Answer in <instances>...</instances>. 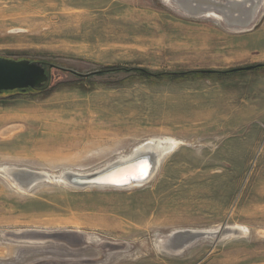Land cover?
<instances>
[{
	"label": "rangeland",
	"instance_id": "rangeland-1",
	"mask_svg": "<svg viewBox=\"0 0 264 264\" xmlns=\"http://www.w3.org/2000/svg\"><path fill=\"white\" fill-rule=\"evenodd\" d=\"M215 1L0 0V57L48 76L0 92V264H264V67L176 74L264 64V0ZM153 138L144 182H75Z\"/></svg>",
	"mask_w": 264,
	"mask_h": 264
},
{
	"label": "water",
	"instance_id": "water-1",
	"mask_svg": "<svg viewBox=\"0 0 264 264\" xmlns=\"http://www.w3.org/2000/svg\"><path fill=\"white\" fill-rule=\"evenodd\" d=\"M257 65H246L241 67H235L229 70L231 72L252 70ZM209 71L210 70H207V72ZM47 78L48 76L46 74L45 67L41 62L30 61L26 59L13 60L0 57V91L39 88L44 84ZM145 164L150 168V174L147 177H144L143 175V166H145ZM153 168V156L151 154H144L130 158L125 161L115 163L110 167L101 170V173L99 172V175H97V172L92 176L79 178L75 180V182L80 184L93 183L96 185L103 186L124 187L133 183L144 182L152 174ZM119 173L123 174V179H121V181H115L114 176ZM20 174L21 172L15 171V175ZM104 176H112V178L110 180H99L101 177ZM219 231L212 232V234H218ZM221 231H223V234L235 232L230 227H224L223 229H221ZM207 234L208 232L206 231H180L179 233H175L172 235V237L176 235L177 238L180 237V242L176 244H169L168 247L170 250L173 251L181 250L190 241H193Z\"/></svg>",
	"mask_w": 264,
	"mask_h": 264
},
{
	"label": "bare ground",
	"instance_id": "bare-ground-1",
	"mask_svg": "<svg viewBox=\"0 0 264 264\" xmlns=\"http://www.w3.org/2000/svg\"><path fill=\"white\" fill-rule=\"evenodd\" d=\"M245 0H230V1H228V3L230 4V6H232L233 7V9H235L234 11L235 12H237L236 14H240L242 11H244V10H247V7H246V3L244 2ZM198 2H200L201 4H205V5H207V6H218L219 8H220V5H221V3H219L218 1L216 2L215 0H198ZM225 3V2H224ZM228 3H227V5H228ZM229 6V7H230ZM228 7V6H227ZM215 8V7H214ZM222 8V7H221ZM231 8V7H230ZM230 8L228 9L229 11H231L230 10ZM232 9V10H233ZM219 10V9H218ZM225 10V9H224ZM225 12H226V10H225ZM242 25H247V23H249V18L248 19H246L245 21L243 20L242 22ZM176 144V142L173 140V139H161V138H153V139H149V140H147V141H145V142H143V143H141L140 145H138V146H136L135 148H134V151H133V153H131L130 155H126L125 156V158H122L121 160H124V159H126V160H128L127 158H133V157H136V156H140V155H144V154H148V153H150V152H152L153 154V156H154V160H155V162L157 161V160H159V158H161L162 157V155H163V153L167 150V149H169L170 147H173L174 145ZM149 155V154H148ZM123 157V156H122ZM120 160V161H121ZM119 162V161H118ZM117 163V162H116ZM155 164V163H154ZM142 167V166H141ZM143 175H144V177L146 176H148L149 174H150V168L148 167V166H146V164H145V166H143ZM105 169V168H104ZM153 170H154V168H153ZM26 172V171H25ZM98 172V171H97ZM97 172H95V173H93V174H96ZM100 172V171H99ZM97 173V175H99L100 173ZM85 173V172H84ZM30 174H32V173H30ZM82 174V173H81ZM92 174V175H93ZM153 174V173H152ZM152 174L147 178V179H149L151 176H152ZM70 175V174H69ZM79 175V174H78ZM92 175H90V176H92ZM122 173H119V174H116L114 177H115V181H121V179H123V177H122ZM31 176V175H30ZM46 176V175H45ZM72 176H76V175H72ZM81 176V175H80ZM23 177H24V175H23ZM32 177V180L33 181H35V180H37V179H39V178H41L42 176H38L37 175V173H36V175H33V176H31ZM122 177V178H121ZM112 178V176H104V177H101L99 180H110ZM64 179H66V178H64ZM32 182V181H31ZM31 182H29V183H31ZM88 184V183H87ZM90 184V183H89ZM88 184V185H89ZM92 184V183H91ZM139 184V183H138ZM86 185V184H85ZM93 185V184H92ZM130 185H132V184H130ZM195 231V230H194ZM175 236H173L172 238H174ZM176 241V240H175ZM168 246H169V244H168Z\"/></svg>",
	"mask_w": 264,
	"mask_h": 264
},
{
	"label": "trees",
	"instance_id": "trees-1",
	"mask_svg": "<svg viewBox=\"0 0 264 264\" xmlns=\"http://www.w3.org/2000/svg\"><path fill=\"white\" fill-rule=\"evenodd\" d=\"M263 68L264 67V64H259L257 66H255V69L256 68ZM128 70V69H127ZM130 70H133V69H130ZM129 70V71H130ZM134 70H139L140 72L142 73H146L147 71L143 70V69H134ZM189 73H195V74H221V75H227V74H231L233 72H231L230 70H221V71H216V70H210L209 72H207V70H195V71H189V72H184V73H176V74H179V75H184V74H189ZM166 75V74H171V73H156L155 75ZM172 74H175V73H172ZM153 75V74H152ZM38 88H27L25 90L23 89H15V90H7V91H15V92H28V91H32V90H37ZM0 92H3V91H0Z\"/></svg>",
	"mask_w": 264,
	"mask_h": 264
}]
</instances>
